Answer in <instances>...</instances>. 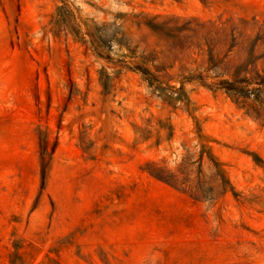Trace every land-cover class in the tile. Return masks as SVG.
<instances>
[{"label":"rangeland","instance_id":"374dc122","mask_svg":"<svg viewBox=\"0 0 264 264\" xmlns=\"http://www.w3.org/2000/svg\"><path fill=\"white\" fill-rule=\"evenodd\" d=\"M213 36L264 57V0H0V264H264V126L183 79Z\"/></svg>","mask_w":264,"mask_h":264},{"label":"trees","instance_id":"16d2710c","mask_svg":"<svg viewBox=\"0 0 264 264\" xmlns=\"http://www.w3.org/2000/svg\"><path fill=\"white\" fill-rule=\"evenodd\" d=\"M245 38L246 36H213L206 39L205 68L198 75L183 79L196 80L209 90L223 91L245 115L264 126V69L258 68V62L264 57L255 55L259 38L253 41ZM144 74L149 76L151 82L161 84L151 73ZM207 158L214 161L211 154ZM149 174L171 186L177 184L175 176H164L160 170L152 168ZM225 185L228 183L225 182ZM14 256L21 255L16 252Z\"/></svg>","mask_w":264,"mask_h":264}]
</instances>
